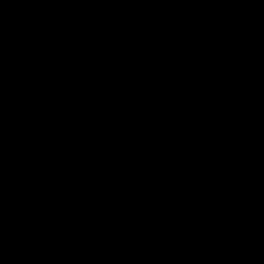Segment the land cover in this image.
<instances>
[{
  "label": "water",
  "instance_id": "1",
  "mask_svg": "<svg viewBox=\"0 0 264 264\" xmlns=\"http://www.w3.org/2000/svg\"><path fill=\"white\" fill-rule=\"evenodd\" d=\"M0 264H264V0H0Z\"/></svg>",
  "mask_w": 264,
  "mask_h": 264
}]
</instances>
